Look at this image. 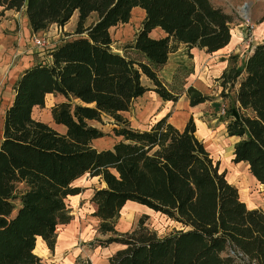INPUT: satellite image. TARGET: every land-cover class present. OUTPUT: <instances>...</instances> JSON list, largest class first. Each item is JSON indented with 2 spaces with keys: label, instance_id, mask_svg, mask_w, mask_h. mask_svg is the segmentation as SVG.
I'll list each match as a JSON object with an SVG mask.
<instances>
[{
  "label": "trees",
  "instance_id": "1",
  "mask_svg": "<svg viewBox=\"0 0 264 264\" xmlns=\"http://www.w3.org/2000/svg\"><path fill=\"white\" fill-rule=\"evenodd\" d=\"M0 6V12L23 10L34 32L51 23L62 26L77 12V35L50 49L48 60L19 72L3 110L0 264H46L34 252L35 238L53 249L56 226L71 219L64 198L80 191L72 182L83 174L103 182L88 198L98 230L110 233L98 244L121 246L95 264H264V211L245 205L196 137L192 118L179 128L165 114L137 129L122 115L147 90L163 101H176L184 93L189 105L208 99L191 84L167 81L160 69L180 43L207 53L224 47L231 39L228 12L211 0H29L26 6L24 0H0ZM134 6L144 17L127 45L134 55H126L113 50L109 29L126 22ZM155 29L162 34L152 35ZM237 74L233 106L223 113L225 133L235 137L231 160L245 163L262 183L264 39L243 57L239 69L232 72L228 65L220 75L234 80ZM47 93L62 96L49 107L53 122L65 127L62 132L32 116ZM102 114L112 118L119 139L99 149L92 141L103 132L87 121ZM126 201L143 204L179 227L156 235L141 218L118 232L114 222Z\"/></svg>",
  "mask_w": 264,
  "mask_h": 264
},
{
  "label": "rangeland",
  "instance_id": "2",
  "mask_svg": "<svg viewBox=\"0 0 264 264\" xmlns=\"http://www.w3.org/2000/svg\"><path fill=\"white\" fill-rule=\"evenodd\" d=\"M211 1L231 15V21L229 22L230 41L224 47L212 53H207L204 49L196 46L188 49L183 43H180L175 50L171 51L166 64L160 69L161 77L167 81L169 80L177 84V86L183 81V85L191 84L206 94L208 99L196 105H189L187 96L183 93L176 101L168 100L166 102L156 92L147 90L132 100L128 107L129 109L123 111L122 115L127 118L132 127L137 129L148 127L159 117L158 114L162 112L167 115L166 120L168 122L172 120L174 123H178L180 125L179 128L184 126L183 123L185 124L188 117H191L195 127L198 129L196 137L202 139L212 159L214 161L217 160L218 167L225 171L227 181L235 184L238 189V195L245 202V205L247 207L256 206L264 211V182L256 181L245 163L231 160V147L235 137L226 135V121L223 114L219 113L221 105L227 111L233 106L235 88L241 76L237 74L233 78L234 80H228V76L221 78L222 70L228 65L232 68V72L239 69L243 57L257 41L264 39V20L261 19L264 0ZM94 17L95 14L89 16L85 24ZM143 17V10L138 6H134L131 16L126 22H120L110 27L113 50L123 52L126 55H134L127 45L141 26L140 22ZM18 20H23L21 15L18 16ZM76 20L77 12L74 11L63 28L55 30L54 27L58 26V24H49L43 32H39V35L44 34L47 37V46L38 47L32 44V35L28 38L30 44L34 47L36 46L35 48L42 52L41 57L45 58L44 56L48 50L59 39L73 38V36L77 35L75 32ZM151 34L157 36L161 35L162 32L155 29L151 31ZM143 81L147 83L145 78H143ZM8 88H10L9 85L0 86V138L3 110L11 101L7 94ZM45 96L43 106H34L32 108V116L48 123L59 132L64 131L65 127L63 125L53 122L49 111L50 105L62 100V96L56 93H47ZM177 110H185L186 112L182 113V118H171V115ZM87 123L97 126L103 132L102 136L93 138V146L99 149L107 148L119 139V136L114 135L112 132L111 128L115 124H113L109 115L102 114L99 120H88ZM72 185L78 186L80 191L64 198L71 219L65 224L56 226V239L53 249L46 248L41 240L45 252L39 256L46 264H72L73 261L82 259H86L91 264L104 262L107 256L121 246L114 241L106 245L98 244L100 239L108 237L110 233L104 234L98 230L99 219L90 214L93 205L88 198L95 187L103 186V182L96 175L91 177L88 174H83L74 180ZM141 218L143 224L148 229L153 230L156 235L167 234L172 232L174 228L179 227L177 222L171 221L157 211H152L143 204L126 201L118 211L114 229L118 232L130 230L137 225ZM36 241L35 254H37L39 238Z\"/></svg>",
  "mask_w": 264,
  "mask_h": 264
},
{
  "label": "crops",
  "instance_id": "3",
  "mask_svg": "<svg viewBox=\"0 0 264 264\" xmlns=\"http://www.w3.org/2000/svg\"><path fill=\"white\" fill-rule=\"evenodd\" d=\"M19 15H21V18H23V20L21 21L18 20ZM52 24L56 25L55 23H51V25ZM63 27H64V24L63 26H60V27L55 26L54 28L56 30L57 28L60 29ZM43 30L37 31V32L32 31V29L29 28L27 17L25 13L23 12V10H15L11 8V9H5L2 12H0V86L2 87L6 85L10 86L7 92L8 97L10 99H12V90H11L12 88L11 87L14 83L16 76L19 74V72L25 67H27L28 65H30V63H33L35 61H43L44 59L45 60L49 59L48 52L44 56L45 58L41 57L42 52L39 51L38 48H35L36 46L35 47L32 46L28 39L30 35L38 34L39 32H43ZM63 40H66V39L64 38L59 39L57 43L54 44L53 47L58 45V43ZM53 47H51L50 49H52ZM184 112L186 111L177 110L171 115V118L173 117L182 118L183 117L182 113ZM164 114L165 113L162 112V113H159L158 115L162 116ZM169 122L173 123L177 127L180 126L178 125V123H174L172 120H169ZM197 130L198 129L196 128L195 135H196ZM250 207H256V206H250ZM37 238H39L37 254L42 255L44 254L45 249L43 248V245L41 243L42 239L40 236H37L35 238L34 246L36 248Z\"/></svg>",
  "mask_w": 264,
  "mask_h": 264
},
{
  "label": "built area",
  "instance_id": "4",
  "mask_svg": "<svg viewBox=\"0 0 264 264\" xmlns=\"http://www.w3.org/2000/svg\"><path fill=\"white\" fill-rule=\"evenodd\" d=\"M31 40H32L33 44H35L38 47L47 46V43H46L47 37L44 34H42V35L33 34ZM224 109H225L224 106L221 105V107L219 109V113L223 114Z\"/></svg>",
  "mask_w": 264,
  "mask_h": 264
},
{
  "label": "water",
  "instance_id": "5",
  "mask_svg": "<svg viewBox=\"0 0 264 264\" xmlns=\"http://www.w3.org/2000/svg\"><path fill=\"white\" fill-rule=\"evenodd\" d=\"M29 0H24V5L28 4Z\"/></svg>",
  "mask_w": 264,
  "mask_h": 264
},
{
  "label": "bare ground",
  "instance_id": "6",
  "mask_svg": "<svg viewBox=\"0 0 264 264\" xmlns=\"http://www.w3.org/2000/svg\"><path fill=\"white\" fill-rule=\"evenodd\" d=\"M245 17H246V15H245ZM35 251V250H34Z\"/></svg>",
  "mask_w": 264,
  "mask_h": 264
}]
</instances>
